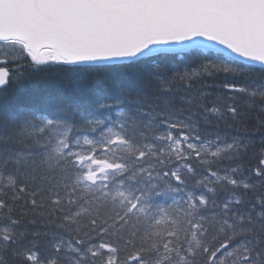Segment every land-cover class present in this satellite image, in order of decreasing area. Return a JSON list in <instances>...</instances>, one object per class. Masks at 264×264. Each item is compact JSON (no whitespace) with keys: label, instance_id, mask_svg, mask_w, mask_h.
Returning <instances> with one entry per match:
<instances>
[{"label":"snow or ice","instance_id":"6c2138e0","mask_svg":"<svg viewBox=\"0 0 264 264\" xmlns=\"http://www.w3.org/2000/svg\"><path fill=\"white\" fill-rule=\"evenodd\" d=\"M0 264H264V0H0Z\"/></svg>","mask_w":264,"mask_h":264},{"label":"trees","instance_id":"16d2710c","mask_svg":"<svg viewBox=\"0 0 264 264\" xmlns=\"http://www.w3.org/2000/svg\"><path fill=\"white\" fill-rule=\"evenodd\" d=\"M47 86L52 88L55 87L68 88L71 86V82L68 80L67 77H60V78L53 77L48 81Z\"/></svg>","mask_w":264,"mask_h":264}]
</instances>
